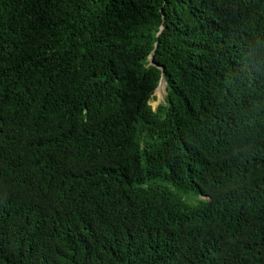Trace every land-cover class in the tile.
<instances>
[{
	"label": "trees",
	"instance_id": "trees-1",
	"mask_svg": "<svg viewBox=\"0 0 264 264\" xmlns=\"http://www.w3.org/2000/svg\"><path fill=\"white\" fill-rule=\"evenodd\" d=\"M0 264H264V0H0Z\"/></svg>",
	"mask_w": 264,
	"mask_h": 264
},
{
	"label": "rangeland",
	"instance_id": "rangeland-1",
	"mask_svg": "<svg viewBox=\"0 0 264 264\" xmlns=\"http://www.w3.org/2000/svg\"><path fill=\"white\" fill-rule=\"evenodd\" d=\"M164 90H165V85L160 88V91L158 93L153 94L152 100L149 103L153 111H155L158 105H160L163 102L165 96Z\"/></svg>",
	"mask_w": 264,
	"mask_h": 264
},
{
	"label": "bare ground",
	"instance_id": "bare-ground-1",
	"mask_svg": "<svg viewBox=\"0 0 264 264\" xmlns=\"http://www.w3.org/2000/svg\"><path fill=\"white\" fill-rule=\"evenodd\" d=\"M162 83H160V87H158V89L156 90V93H158L159 91H160V88L162 87V86H164L165 85V83H164V81L162 80L161 81ZM165 91V90H164Z\"/></svg>",
	"mask_w": 264,
	"mask_h": 264
},
{
	"label": "water",
	"instance_id": "water-1",
	"mask_svg": "<svg viewBox=\"0 0 264 264\" xmlns=\"http://www.w3.org/2000/svg\"><path fill=\"white\" fill-rule=\"evenodd\" d=\"M150 62H151V64H153L152 63V58H150ZM163 80V78L161 79V81ZM156 91V90H155ZM165 93H166V87H165Z\"/></svg>",
	"mask_w": 264,
	"mask_h": 264
},
{
	"label": "clouds",
	"instance_id": "clouds-1",
	"mask_svg": "<svg viewBox=\"0 0 264 264\" xmlns=\"http://www.w3.org/2000/svg\"><path fill=\"white\" fill-rule=\"evenodd\" d=\"M229 83H231V80H229ZM164 94H165V92H164Z\"/></svg>",
	"mask_w": 264,
	"mask_h": 264
}]
</instances>
